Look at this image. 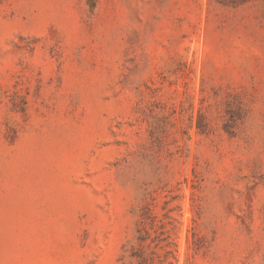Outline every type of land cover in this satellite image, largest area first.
Segmentation results:
<instances>
[{
    "label": "rangeland",
    "instance_id": "374dc122",
    "mask_svg": "<svg viewBox=\"0 0 264 264\" xmlns=\"http://www.w3.org/2000/svg\"><path fill=\"white\" fill-rule=\"evenodd\" d=\"M0 264H264V0H0Z\"/></svg>",
    "mask_w": 264,
    "mask_h": 264
}]
</instances>
